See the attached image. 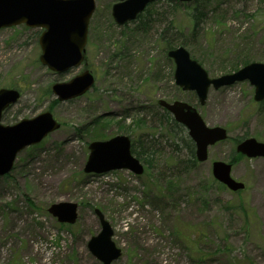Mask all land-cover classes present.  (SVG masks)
<instances>
[{"label":"rangeland","instance_id":"1","mask_svg":"<svg viewBox=\"0 0 264 264\" xmlns=\"http://www.w3.org/2000/svg\"><path fill=\"white\" fill-rule=\"evenodd\" d=\"M114 1L96 0L86 65L61 73L39 61L40 28H0V88L20 92L2 123L49 110L60 124L20 151L0 176V264H102L87 247L101 229L95 209L121 249L110 264H264V157L235 152L246 137L264 141V102L253 99L254 87L244 80L211 87L200 104L193 91L174 83L165 50L166 41L178 42L209 77L264 63V0H158L146 17L121 26L111 16ZM84 66L94 77L91 88L57 101L51 84ZM159 98L193 104L208 126L225 128L227 138L209 146L207 160L182 167L184 145L176 147L163 126L146 127L160 113ZM118 134L153 139V153L136 156L143 173L84 172L88 143ZM215 160L231 164L242 190L215 180ZM58 201L78 204L73 224L48 213Z\"/></svg>","mask_w":264,"mask_h":264},{"label":"water","instance_id":"2","mask_svg":"<svg viewBox=\"0 0 264 264\" xmlns=\"http://www.w3.org/2000/svg\"><path fill=\"white\" fill-rule=\"evenodd\" d=\"M156 0H120L112 5L111 14L118 24L134 19L145 6ZM188 2L190 0H178ZM95 8L94 0H0V28L18 24L42 28L39 36L41 53L39 60L56 72H64L85 60L87 28ZM174 62V82L183 90L194 91L199 103L204 104L210 86L218 89L235 82L248 80L254 87L253 99L264 100V63L250 62L231 73L209 77L206 70L183 46L167 51ZM94 83L88 69L68 81L55 82L51 91L58 101H65L85 93ZM20 96L14 88H0V176L8 173L22 149L39 143L48 133L59 128L50 111L45 110L31 118H22L13 124H2V113L15 104ZM160 106L168 110L174 119L186 129L194 143V155L198 162L208 158V147L227 138L221 126H207L197 109L187 102L159 99ZM89 154L83 166L86 173H102L113 169H128L139 175L143 165L130 150V138L119 134L106 140H94L88 144ZM237 153L248 157H264V141L249 137L240 141ZM213 177L226 188L238 191L244 184L230 175L231 164L215 160L211 164ZM78 204L71 201L53 202L47 211L60 223L73 224L78 217ZM101 229L91 236L87 247L102 264H110L121 255V249L111 239L113 230L99 209H95Z\"/></svg>","mask_w":264,"mask_h":264},{"label":"trees","instance_id":"3","mask_svg":"<svg viewBox=\"0 0 264 264\" xmlns=\"http://www.w3.org/2000/svg\"><path fill=\"white\" fill-rule=\"evenodd\" d=\"M146 12L147 10H144L142 13H140L137 19L146 17ZM142 23L145 22L142 21ZM176 45H178V42L166 41L165 50L167 51L169 48L175 47ZM158 126H163L165 132L167 133L168 138L171 139V141L174 143L176 147L181 142L182 145H184V147L186 148L188 154L187 159L184 161L178 160V164H181L182 167H190L191 165L195 164L196 160L194 157V145L191 139L188 137L185 128L181 124L177 123L168 111L162 108L160 109V113L152 114L151 119H149L146 123V127L149 128L158 127ZM152 141H153L152 138L151 140H146V141L145 140L141 141L139 138L135 140H131V152L135 156H140L145 152L153 153ZM28 202L32 204L31 201L28 200Z\"/></svg>","mask_w":264,"mask_h":264},{"label":"flooded vegetation","instance_id":"4","mask_svg":"<svg viewBox=\"0 0 264 264\" xmlns=\"http://www.w3.org/2000/svg\"><path fill=\"white\" fill-rule=\"evenodd\" d=\"M115 1H117V0H115ZM115 1H114V2H115ZM114 2H113V3H114ZM134 20H135V19H134ZM124 24H126V23H124ZM124 24H123V25H124Z\"/></svg>","mask_w":264,"mask_h":264}]
</instances>
